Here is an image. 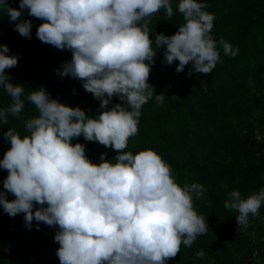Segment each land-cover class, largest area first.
<instances>
[{
	"label": "clouds",
	"instance_id": "9594fccd",
	"mask_svg": "<svg viewBox=\"0 0 264 264\" xmlns=\"http://www.w3.org/2000/svg\"><path fill=\"white\" fill-rule=\"evenodd\" d=\"M0 0V7H4ZM197 0H179L177 10L184 23L171 36L156 34L155 49L148 27L161 8L168 18L174 11L170 0H19V10L8 8L9 19L27 14L43 22L36 37L57 49L71 51V60L56 70L70 76L98 100L99 114L89 117L80 107H69L50 98L44 87L30 90L27 101L38 115L25 122L21 136L9 127L3 134L10 143L0 160L8 173L0 191V205L10 217L24 214L32 221L58 228L54 241L60 264H166L191 247L209 229L204 216L193 207L206 189L200 183L180 186L170 165L152 149L136 154L123 151L138 133L142 106L154 94L148 83L156 50L164 47L163 61H178L176 72L191 65L187 75L209 74L221 62L217 42L211 35L214 15ZM31 21L15 24L21 36L30 38ZM225 55L235 57L238 49L220 40ZM0 44V89L11 103L0 108V123L8 114L22 118L26 89L13 84L6 69L18 57L8 55ZM116 96L122 103L108 105ZM162 103L164 95H155ZM98 142L118 154L115 163L100 155L90 162L85 145L75 138ZM6 193L14 199H6ZM224 207L236 210V224L246 226L249 214L256 216L264 204V188L242 198L239 190L228 194ZM38 205L39 207H35ZM44 205H47L46 207ZM203 258L205 253H195Z\"/></svg>",
	"mask_w": 264,
	"mask_h": 264
},
{
	"label": "trees",
	"instance_id": "16d2710c",
	"mask_svg": "<svg viewBox=\"0 0 264 264\" xmlns=\"http://www.w3.org/2000/svg\"><path fill=\"white\" fill-rule=\"evenodd\" d=\"M203 9L214 15L211 35L217 42L220 59L209 74L187 75L191 65L176 72L178 61L162 63L164 47L156 50L148 83L154 96L142 106L138 133L128 140L125 152L138 153L152 149L167 162L175 181L200 183L206 191L197 199L193 193V207L205 217L208 231L198 236L191 247L181 244L180 252L166 264H264V204L259 214H249L246 226L236 224V210L224 207L228 194L239 190L242 198L264 188V0H197ZM0 7V44L9 49L8 55L18 57L14 68L6 69L13 84L26 89L25 106L20 116L8 114V124L0 123V160L10 143L3 134L9 127L21 136L27 134L25 122L38 115L27 101L30 90L44 87L50 98L69 107H80L89 117L99 114V101L87 92L82 82L70 76L60 77L56 70L71 60L68 49L60 50L41 42L36 30L43 21L24 14L17 21L9 19L8 8L19 10V0H3ZM174 15L166 17L161 8L150 18L148 27L152 47L156 34H175L184 23L178 12L179 0H170ZM31 21L30 38L21 36L15 24ZM238 49L237 55H225L220 40ZM163 94L162 103L155 95ZM11 103L0 89V108ZM122 103L112 97L113 104ZM73 144L85 145L90 162L99 164L100 155L114 161L118 154L111 147L98 142L75 138ZM8 173L0 168V191ZM6 199L14 196L6 193ZM45 207L47 205H44ZM39 207L38 205H34ZM32 221L29 228L24 214L10 217L0 205V264H60L56 255L59 244L54 241L58 230L43 222ZM203 250L198 258L195 253Z\"/></svg>",
	"mask_w": 264,
	"mask_h": 264
}]
</instances>
